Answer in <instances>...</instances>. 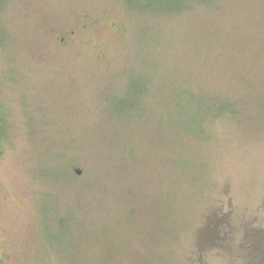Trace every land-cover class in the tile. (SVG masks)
Segmentation results:
<instances>
[{
	"label": "rangeland",
	"instance_id": "374dc122",
	"mask_svg": "<svg viewBox=\"0 0 264 264\" xmlns=\"http://www.w3.org/2000/svg\"><path fill=\"white\" fill-rule=\"evenodd\" d=\"M0 119V264H248L264 0H0Z\"/></svg>",
	"mask_w": 264,
	"mask_h": 264
},
{
	"label": "trees",
	"instance_id": "16d2710c",
	"mask_svg": "<svg viewBox=\"0 0 264 264\" xmlns=\"http://www.w3.org/2000/svg\"><path fill=\"white\" fill-rule=\"evenodd\" d=\"M187 6L188 4L184 9L171 10L163 13H165V16L180 14L185 12L184 10L187 9ZM6 137V126L0 119V158L3 156L2 143ZM218 216V213L210 215L206 223H204L203 229L198 232L195 239L197 254L203 255L206 252L217 251V254L229 255L236 253L242 256L246 250L250 256L247 258L249 260L248 264H264V233L261 231L256 232V229L246 226L248 233L245 235L243 242L238 245L236 244V238H234L233 232L230 231L234 228L233 221L229 219V216H224L223 218L219 216L221 219ZM235 230H237V226ZM232 234L233 236L231 237ZM243 259L241 258V260Z\"/></svg>",
	"mask_w": 264,
	"mask_h": 264
}]
</instances>
